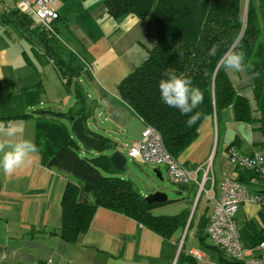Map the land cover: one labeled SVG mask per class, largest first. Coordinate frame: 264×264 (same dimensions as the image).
Wrapping results in <instances>:
<instances>
[{"label": "crops", "instance_id": "crops-1", "mask_svg": "<svg viewBox=\"0 0 264 264\" xmlns=\"http://www.w3.org/2000/svg\"><path fill=\"white\" fill-rule=\"evenodd\" d=\"M13 10H17L15 0H0V123L11 122L17 129L12 137L0 133V141L35 143L39 112L77 109V86L89 112L88 129L111 139L115 147L107 154L119 151L127 163V148L140 137L145 124L121 99L117 85L155 45L146 35V23L133 14L109 16L104 0H58L54 35L86 67L67 87L43 55V46L15 24L10 16ZM225 74L248 101L252 120H233L228 107L201 121L195 139L177 159L191 169L201 167L197 179L211 160L213 184H206L207 194L199 193L194 182L176 184L175 197H167L170 202L153 209L158 215L185 214L184 222L168 236L122 213L98 207L87 230L74 242L61 239L55 232L61 225V198L70 176L46 167L38 149L31 155L30 166L13 176L0 169V264H241L212 244L206 225L224 178L239 179L251 193L261 188L253 172L235 168L227 148L233 145L244 154H264V134L253 91L256 74L244 67L239 71L225 68ZM36 87L38 95L18 98ZM61 120L72 135L68 118L62 116ZM156 167L154 171L161 177L162 166ZM236 219L247 253L259 254L264 206L248 200L240 206Z\"/></svg>", "mask_w": 264, "mask_h": 264}, {"label": "trees", "instance_id": "trees-1", "mask_svg": "<svg viewBox=\"0 0 264 264\" xmlns=\"http://www.w3.org/2000/svg\"><path fill=\"white\" fill-rule=\"evenodd\" d=\"M104 3L113 18L133 14L143 20L146 35L155 41L147 58L122 78L117 88L136 116L160 133L165 148L174 158L195 139L199 124L208 115H218L229 107L233 120L247 123L252 120L248 101L235 91L225 74L221 56L230 47L245 53L244 68L256 74L253 91L264 134V0H259L258 9L252 0L247 3L245 0H104ZM10 16L29 32L28 38L43 46V55L53 63L67 87L86 72L76 54L60 44L54 33H47L39 26L31 27L32 16L18 10L11 11ZM213 45L219 48L216 55H209ZM165 73L183 74L201 89L203 102L192 113L182 115L162 101L158 84L167 78ZM74 91L77 109L65 113L40 111L35 119V143L42 162L70 176L61 198V225L55 233L67 242H74L87 230L96 208L104 207L168 236L184 222L185 214L154 213L156 206L171 199L147 203L133 183L120 176L122 171L113 167L107 154L115 143L88 129L89 112L81 89L75 86ZM38 94L36 87L25 90L18 98ZM197 112L200 117L189 126V117ZM62 116L68 118L72 135Z\"/></svg>", "mask_w": 264, "mask_h": 264}, {"label": "built area", "instance_id": "built-area-1", "mask_svg": "<svg viewBox=\"0 0 264 264\" xmlns=\"http://www.w3.org/2000/svg\"><path fill=\"white\" fill-rule=\"evenodd\" d=\"M57 2L58 0H15V5L18 11L33 17L34 24L31 27L39 26L47 33H54L53 23L58 18ZM127 154L139 163L163 166L166 177L173 184L194 182L198 192L206 194L209 193L206 184H213V178L209 174L211 160L205 163L202 176L197 179V172L201 167L191 169L174 158L165 148L160 133L152 126H144L140 137L129 144ZM227 154L236 169L251 170L261 188L251 193L239 180L224 178L219 194L213 197L214 205L206 225L207 236L231 260L241 264H264V240L257 244L259 254H248L236 219L240 206L248 200L264 206V154H244L234 146L227 148Z\"/></svg>", "mask_w": 264, "mask_h": 264}, {"label": "clouds", "instance_id": "clouds-1", "mask_svg": "<svg viewBox=\"0 0 264 264\" xmlns=\"http://www.w3.org/2000/svg\"><path fill=\"white\" fill-rule=\"evenodd\" d=\"M219 45H213L209 55H216ZM245 53L234 48H228L221 56L223 66L226 69L241 70L244 67ZM167 78L159 81L158 87L162 101L169 107L176 108L182 115L192 113L194 109L203 102V92L199 87L193 86L190 78L183 74L165 73ZM200 113L189 117V126L194 124L200 117ZM17 129L11 122L0 123V133L8 137L16 134ZM7 149V150H6ZM38 152V148L31 140H23L16 143L0 141V169L9 177L30 166L32 163L31 155Z\"/></svg>", "mask_w": 264, "mask_h": 264}, {"label": "rangeland", "instance_id": "rangeland-1", "mask_svg": "<svg viewBox=\"0 0 264 264\" xmlns=\"http://www.w3.org/2000/svg\"><path fill=\"white\" fill-rule=\"evenodd\" d=\"M247 1L245 0V3ZM252 5L258 9L259 0H252ZM155 168L157 167L154 164L137 163L128 158L125 169L121 172L120 176L129 179L144 197L156 191L165 193L168 198L175 197L177 185L168 180L163 166L160 167L161 177L157 176L154 171ZM154 212L157 213L158 211L155 210Z\"/></svg>", "mask_w": 264, "mask_h": 264}, {"label": "water", "instance_id": "water-1", "mask_svg": "<svg viewBox=\"0 0 264 264\" xmlns=\"http://www.w3.org/2000/svg\"><path fill=\"white\" fill-rule=\"evenodd\" d=\"M109 160L113 167L119 171H123L126 165V157L119 151H114L110 154ZM160 177V176H159ZM167 200L165 193L156 191L145 196V201L147 203H162Z\"/></svg>", "mask_w": 264, "mask_h": 264}]
</instances>
